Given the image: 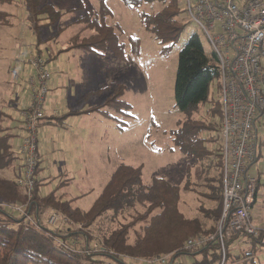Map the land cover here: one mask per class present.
<instances>
[{
    "label": "rangeland",
    "instance_id": "1",
    "mask_svg": "<svg viewBox=\"0 0 264 264\" xmlns=\"http://www.w3.org/2000/svg\"><path fill=\"white\" fill-rule=\"evenodd\" d=\"M44 1H49L66 13L56 25H48L39 39L33 31L24 1L0 0V9L10 14V25H0L1 131H8L7 126L11 123V119L2 113L6 111L10 97L16 91L14 87L10 91L9 83L17 78L15 73L18 76L29 74L31 69L27 62L32 51L50 60L49 81L57 92L54 108L72 118L71 124L60 131V137L61 134H69L76 144V148L70 149V152L60 150L58 142L45 145L47 141H43L42 137L49 138L50 128L45 125L40 127L37 144L38 157L41 154L42 170L38 177L43 178L42 193L55 191L59 187L58 193L63 200L75 199L74 207L88 211L120 164L143 166L146 183H151L155 178L180 187L190 183L187 190L183 189L180 209L187 218L198 217L206 222L200 208L207 207L210 203L201 193L205 190V177L214 175L215 170L211 169L208 174L205 168L209 160L201 162L200 157L197 159L182 154L172 134L184 119V114L178 110L174 99L179 53L190 36L196 34L206 53L212 56L213 48L204 31L194 23H189L180 39L166 49L168 45L161 44L145 29L139 18V10L124 6L121 0H107L112 12L110 23L117 25L116 30L124 43V55L117 57L109 50L100 54L68 51V42L84 26L75 20L87 13H98L100 0ZM160 8V4L147 6V9ZM37 43H40L38 50L35 49ZM22 81L26 88L30 86L28 80ZM117 84L125 87L122 100L128 104H123L119 111L105 104L110 95L108 87H115ZM64 91H68L65 95L69 99L63 96ZM32 98V90H29L27 103ZM219 103L220 90L214 84L208 101L201 105L200 112L194 117L205 123L220 122L219 116L215 114L216 109L220 108ZM17 119L19 124L15 122L12 126L15 134L19 125L21 129L23 121L21 115ZM263 132L264 129L260 127L259 137H262ZM213 135V131H207L200 137L210 139ZM10 136L11 143L12 135ZM218 140L217 144L209 140L205 143L212 158L217 153L216 146H221V139ZM19 144L17 156L22 165L26 160L20 153ZM14 149L15 147L11 151ZM262 152L261 160L250 169L252 173L261 172L262 175L259 198L261 205L253 210L251 222L264 234V148ZM16 161L13 166L0 169V176L12 179ZM139 212H143V209L138 206L119 216L116 222L106 220L103 222L105 229L112 231L122 224H130L131 228L134 226L130 232V242L133 243L140 229ZM53 213H56L54 209L49 210L47 218ZM76 240L81 242L77 237ZM91 245L94 246L95 243L91 242ZM239 248L245 250L248 247L240 244L236 249L240 251ZM97 249H100L99 245ZM237 250L234 254L241 253ZM164 258L168 260L170 256ZM133 261L136 264H147V260ZM256 261L264 264V247L261 251L258 250Z\"/></svg>",
    "mask_w": 264,
    "mask_h": 264
},
{
    "label": "trees",
    "instance_id": "2",
    "mask_svg": "<svg viewBox=\"0 0 264 264\" xmlns=\"http://www.w3.org/2000/svg\"><path fill=\"white\" fill-rule=\"evenodd\" d=\"M10 1H24L33 31L39 39L48 25H56L66 13L49 1L6 0ZM121 1L124 6L139 10V18L145 29L161 44L168 45L166 49L180 39L191 23L183 0ZM154 4H160L161 8L147 9V6ZM109 18H112V12L107 0H100L98 13H87L75 20L84 26L70 39L66 50L91 54L109 50L117 57L124 55V43L116 30L117 25L110 23ZM9 20L10 14L0 9V25H10ZM39 46L40 43L35 44L37 50ZM219 75L215 55L209 56L199 36L192 34L179 53L174 99L184 119L172 134L182 154L197 159L200 157L201 162L209 160L205 168L208 174L211 169L215 170L214 175L205 177V190L201 193L210 203L200 208L206 222L198 217L187 218L180 209L183 189L187 190L190 183L180 187L159 178L146 183L143 166L126 164L117 167L92 207L84 211L74 207L75 199L63 200L58 193L59 187L55 191L42 193L44 184L43 178L38 177L42 170L39 161L34 178L35 190L30 199L23 186L0 176V264H136L133 259L148 262L166 256H170V259L164 264H261L256 261V255L264 247L263 232L259 230L257 236H252L223 229L222 237L219 233L223 211V155L218 145L217 153L212 158L205 143L208 140L214 144L219 142L221 106L215 111L220 122L205 123L194 117L200 112L201 105L208 101L211 86L216 84L218 87ZM108 89L110 95L105 104L118 111L123 104L128 106L122 100L125 92L123 85L117 84ZM69 116L54 118V124L64 125ZM1 130L0 169H5L13 166L16 156L11 151V134ZM207 131L214 132L212 138L200 137ZM260 156L258 152L255 163ZM260 186L258 173L255 204ZM27 203L31 204L27 213L33 216L35 223L25 224L19 212L12 209ZM138 206L143 212L138 215L140 229L133 243L130 242V232L134 226L131 228L130 224H122L112 231L105 229L103 222H116L119 216ZM51 209L61 217L55 226H50L47 220V213ZM199 235H214V239L201 246L186 245L189 239ZM91 242L99 245L100 249H95ZM242 243L248 248H239L241 253L234 254L236 247Z\"/></svg>",
    "mask_w": 264,
    "mask_h": 264
},
{
    "label": "built area",
    "instance_id": "3",
    "mask_svg": "<svg viewBox=\"0 0 264 264\" xmlns=\"http://www.w3.org/2000/svg\"><path fill=\"white\" fill-rule=\"evenodd\" d=\"M183 4L189 21L201 28L209 39L220 68L218 88L222 118L219 139L224 167L219 233L222 237V230L226 229L227 232L257 236L259 229L252 224L251 218L258 176L250 169L258 154L259 128L264 129V0H183ZM27 65L32 73L28 83L34 98L19 112L23 120L22 145L20 143L19 147L26 163H23L24 172L15 181L24 187L30 199L40 161L37 142L40 125L46 117L50 61L32 51ZM17 152L19 154V150ZM30 207L27 203L11 208L15 212L21 211L23 222L29 224L35 223L33 216L27 213ZM51 215L48 224L55 226L61 217L57 213ZM212 239L214 235H199L190 239L187 246H201ZM94 247L97 249L98 245ZM167 261L155 258L147 264Z\"/></svg>",
    "mask_w": 264,
    "mask_h": 264
},
{
    "label": "crops",
    "instance_id": "4",
    "mask_svg": "<svg viewBox=\"0 0 264 264\" xmlns=\"http://www.w3.org/2000/svg\"><path fill=\"white\" fill-rule=\"evenodd\" d=\"M35 49L37 50V47H35ZM50 61V60H49ZM28 63V62H27ZM31 71L29 72V74H23V76H18V73H15V75L17 76V78L12 79V81H10L11 83H9V85H11L10 87V91L12 90V88H15V92L14 94L10 97V101H9V105L7 106L6 111H3L2 113H4L8 118L11 119V123L7 126L8 129V133H10L12 135V142L15 149L13 150L17 161L14 164V170H13V180H15L16 178L21 176V170L23 169V164L21 165V162H19V158L17 156V146L20 142L21 139V129H20V125L17 128V133H13V128L12 127L14 125L15 122H17L19 124V122L17 121V117L19 114V111L21 110L22 107H24L27 104L26 101V97H27V93H29L28 88H26L23 85V81L25 80L27 81L29 76L31 75ZM22 82V84H21ZM51 82V81H50ZM49 82V86H50V90H49V95L47 97L46 103H45V115H46V119L43 120V122L41 123L40 126H47L48 128H50L49 131V138H46L45 136H43V141L46 140V144L52 143V142H58L59 143V149L60 150H69L70 149H75L76 148V144H74V140L70 138L69 134H61L60 137V131H62L61 129H64V126H68L69 124H71V120L72 118L69 116V118L65 119L64 125L62 123V125H59L57 123L54 124V118H57L59 116L65 115L64 112L57 110L56 108H54V102H56V96H57V92L56 90L52 87V82ZM9 91V92H10ZM68 94V91H64L63 96L67 97L65 94ZM68 98V97H67ZM69 99V98H68ZM47 128V129H48ZM90 134V132H89ZM40 138V137H39ZM39 142V141H38ZM13 147V148H14ZM46 147V146H45ZM39 148V145H38ZM264 148V135H262V137H260V141H259V148H258V152H260V159L258 160V162L261 160L262 158V150ZM222 149V147H221ZM41 154L39 153V160L41 161ZM62 161H64V159L62 158ZM257 162V163H258ZM256 164V163H255ZM224 167V166H223ZM260 177H261V185H262V175L261 172H258ZM257 173V176H258ZM71 174V172H70ZM261 187V186H260ZM261 189V188H260ZM260 189H259V197L257 200V203L255 204L254 210L261 205L260 203ZM242 245H245L244 243H242Z\"/></svg>",
    "mask_w": 264,
    "mask_h": 264
}]
</instances>
